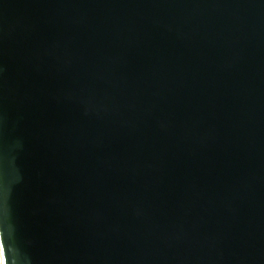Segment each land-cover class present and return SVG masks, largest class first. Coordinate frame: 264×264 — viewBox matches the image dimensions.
Masks as SVG:
<instances>
[{"label": "water", "instance_id": "95a60500", "mask_svg": "<svg viewBox=\"0 0 264 264\" xmlns=\"http://www.w3.org/2000/svg\"><path fill=\"white\" fill-rule=\"evenodd\" d=\"M0 264H264V0H0Z\"/></svg>", "mask_w": 264, "mask_h": 264}]
</instances>
